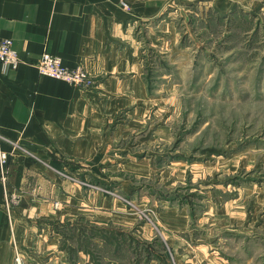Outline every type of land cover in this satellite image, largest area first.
I'll return each instance as SVG.
<instances>
[{"label": "rangeland", "instance_id": "374dc122", "mask_svg": "<svg viewBox=\"0 0 264 264\" xmlns=\"http://www.w3.org/2000/svg\"><path fill=\"white\" fill-rule=\"evenodd\" d=\"M170 8L185 50L150 69L171 76L154 84V158L92 168L84 206L56 226L60 264H264V0ZM0 179L9 209L7 163ZM13 260L35 263L16 247Z\"/></svg>", "mask_w": 264, "mask_h": 264}, {"label": "crops", "instance_id": "0c3cea01", "mask_svg": "<svg viewBox=\"0 0 264 264\" xmlns=\"http://www.w3.org/2000/svg\"><path fill=\"white\" fill-rule=\"evenodd\" d=\"M172 2L181 0H0V41L13 39L21 59L7 71L0 62V148L20 196L8 209L0 179V264H15V247L34 264H60L68 253L58 227L84 206L92 168L154 158V84L171 76L150 69L185 50L170 33ZM44 51L82 64L94 85L41 75Z\"/></svg>", "mask_w": 264, "mask_h": 264}, {"label": "built area", "instance_id": "2783aa9c", "mask_svg": "<svg viewBox=\"0 0 264 264\" xmlns=\"http://www.w3.org/2000/svg\"><path fill=\"white\" fill-rule=\"evenodd\" d=\"M20 61L21 59L17 49L14 47L13 39L7 37L3 38L0 41V62L3 70L16 69ZM35 64L41 75L60 79L81 88H90L94 85L92 76L82 64L73 67L66 66L63 64L60 57L50 52L44 51ZM1 138L0 134V139ZM7 161V151L0 148V170L3 179Z\"/></svg>", "mask_w": 264, "mask_h": 264}]
</instances>
